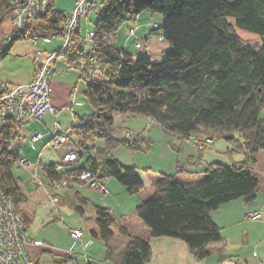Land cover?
<instances>
[{"label":"trees","instance_id":"16d2710c","mask_svg":"<svg viewBox=\"0 0 264 264\" xmlns=\"http://www.w3.org/2000/svg\"><path fill=\"white\" fill-rule=\"evenodd\" d=\"M13 1L22 3L0 0V24L14 7ZM145 11L164 18L153 31L172 44L161 61L147 51L134 55L113 42L127 20ZM94 12L92 47L86 50L79 28L73 51L64 53L82 70L84 94L94 110L90 116H81L68 134L79 150L94 151L88 165L101 169L103 176L115 177L130 194L144 189L137 168L121 165L112 152L120 145L146 151L152 140L145 132L134 140L115 138L112 130L117 114L144 115L180 139L196 135L226 140V135H232L226 140L230 163H208L205 176L190 186L178 181L177 175L186 171L178 165L175 174L159 175L154 194L136 208L152 236L182 239L197 259H205L209 245L223 239L211 212L235 199L251 202L259 189L251 164L264 150V0H100ZM67 16L57 8L56 0H50L47 12L30 20L0 53V60L19 40L37 43L61 38ZM235 26L259 34L262 43L256 47L242 39ZM84 59L86 63L81 65ZM23 127V121L12 117L0 131V187L30 225L37 204L31 203L12 174V167L22 158ZM98 139L102 146L95 144ZM204 147L201 153L207 145ZM236 153L243 154L244 160L236 162ZM43 171L50 180L66 178L70 185L73 173L79 178L80 169L60 171L53 163ZM95 209L98 231L94 233L107 244L108 255L117 224L118 232L128 238L123 264L151 261L148 239L131 234L108 208ZM70 259L67 255L62 262Z\"/></svg>","mask_w":264,"mask_h":264},{"label":"crops","instance_id":"0c3cea01","mask_svg":"<svg viewBox=\"0 0 264 264\" xmlns=\"http://www.w3.org/2000/svg\"><path fill=\"white\" fill-rule=\"evenodd\" d=\"M76 5L77 0H75L73 8L68 10V13L64 12L66 14L73 12ZM163 20V16L157 17L153 13L149 14L142 12L136 18L130 19L131 23L127 25L126 29H123V26L119 29L117 35L113 38V42L134 54V48L137 46V41H140L142 44L141 47L145 44L146 51L150 54L160 52L159 54L163 55V52L170 48V43L165 42V39H161L160 42L156 35H151L152 31H154L153 24L156 23L161 26L163 24ZM131 30H134L133 34H131ZM80 35L81 37H85L82 34L81 29ZM50 40L51 39H40L37 43L34 40H30V43L28 44L15 43L9 54L0 60V82L8 81L15 84H25L31 82L36 76V65L34 62V53L36 49H40L44 52H51L60 50L63 45L62 43L57 47H52L50 46ZM39 42H42V45H40ZM59 56H57L53 61L50 85L51 103L55 108V111L47 113L41 120H37L34 123L32 122L33 124H31V126H24L21 131L23 143L24 141H27L31 145L32 149L27 155L21 156L26 157L31 161L32 159L35 160L32 161L33 165L30 166L34 168L33 183L36 175L42 178L46 183L50 184L54 182L50 180L45 173L42 174L43 168L53 163H55L56 166L60 165L63 157H65L69 152L72 150H79L75 144L68 140V138L64 142L55 143L56 137L69 133L74 125L79 124L77 117L80 119L81 116H90L94 111L92 110L93 108L89 110L88 107H85L81 97L78 96V88L81 85V80L79 79L85 80L82 78V70L73 62L69 61L65 55H62V58ZM9 58H14L16 61L29 64V69L25 73L18 75H15L14 72L3 71L2 65L6 63ZM96 76L99 77L100 75L97 74ZM84 82L85 85L82 88L83 94L86 88V81ZM73 91L75 92L74 99L71 97V92ZM80 110H82V112H80ZM149 122L150 118L144 115H124L122 118V124L119 125L116 130L118 131L120 128L130 129L131 131L136 132V134L145 132V134L151 138L152 144L146 151H133L123 145L124 148H128L131 152L124 153L123 151L117 152L116 150L112 152V155L120 162L121 165L137 168L144 183V188L146 187L145 177L149 180V184L151 186L150 190L148 189L146 192L145 190H142L138 194H131L132 196H137L135 210L139 204L148 200L154 194L156 181L158 180L159 175L163 173L175 174L177 172V166L182 165L185 167L186 171L180 173V176L177 179L180 182L185 181L189 182L188 184H191L197 182L202 178V176H204L203 171L208 163L221 162L220 159L212 160L213 158L221 157V151L215 152L212 150L208 152L210 153L209 155L206 152V149L209 148L211 143L206 144L208 147L203 151V153H201L200 150L202 149H200L196 143H194V145L190 143H183L182 139L178 137L177 139H180L181 141L176 145V149L180 151L178 153L173 147V142H170V137L173 136V134L168 133L162 126L150 125ZM35 133L41 134L43 137L34 141L33 136ZM158 141L164 143V148L155 154L154 151L158 146H161ZM95 144L102 146L103 141L98 139ZM92 152L94 154V151ZM143 153L146 156L145 159L141 156ZM197 154L199 155L197 156ZM83 156L84 154L81 153L80 159L74 167L62 166L59 170L65 171L67 169H80L81 171V169L91 167L88 165L89 156H87L86 161L83 159ZM208 157L211 159H208ZM197 158H199L198 164L195 162ZM234 160L236 162H241L244 159H236L234 157ZM198 166L201 168L199 172H196L195 169H197ZM30 167H27L26 169ZM153 170L159 174L157 175L156 173L154 177H150L148 171ZM194 172L198 175L194 177L190 176ZM75 174L77 173H73L72 175L74 180L70 183L68 187L69 189L64 188L66 189L65 192H63L64 195L61 193L64 189L59 192L61 193L60 203L74 197L80 199L84 203H93L95 208L97 206L108 208L114 216L117 217L118 222L122 223L129 229L131 234L144 237L150 241L152 247V259L148 264H264V188H260V184L256 193V198L253 201L245 202L243 198L235 199L220 205L217 209L211 212L213 220L222 229L223 239L221 241L211 243L209 245V256L205 259L199 260L195 257L190 247L184 240L168 236H152L151 229L139 216H134L136 224L135 227V224L132 226L131 221H128V213H118L115 211L114 207H108V205H105L104 199L102 198L103 196L109 195L107 182H110L112 177H108L106 182L108 192L103 194L90 187L80 178L74 177ZM116 183L117 185H120L118 184L119 181ZM112 186H114L113 182ZM82 188L85 191H88L87 197L83 196L81 190ZM36 189L39 192L40 199L43 200L46 197L48 198V196L44 194V191L38 187H36ZM96 191L101 193L103 196L100 198ZM120 191L122 193H128L126 187L120 188ZM41 195L43 196L41 197ZM31 198L32 197L30 196V199ZM36 204L38 207L39 202L36 201ZM80 209L83 210V207L81 206ZM255 212L261 213L260 219H251L250 216ZM115 225L116 227L113 228L116 231V235L110 243L112 249L110 255H108V246L104 241L105 245H103V250L100 255L92 254L87 256V258L81 259L77 256V253L72 250L59 259V264H123V257L126 251L128 238L125 235H121L118 232L119 225ZM76 229H80L82 231L83 236L81 239H83V229L81 227H77ZM96 231H98V225L96 228L92 229L93 236L98 238V236L94 233ZM119 235H121V237ZM34 240L39 241L37 239ZM91 243L92 240H87L84 244L82 242L86 248ZM116 247L118 250L117 258L113 256L116 251ZM45 251L53 254V251L51 250ZM67 255H70L71 259L68 262H62L63 257H66ZM35 257L36 256H34V258ZM36 259L38 263L43 264L41 263V259L37 257ZM54 260L56 261L55 258Z\"/></svg>","mask_w":264,"mask_h":264},{"label":"built area","instance_id":"2783aa9c","mask_svg":"<svg viewBox=\"0 0 264 264\" xmlns=\"http://www.w3.org/2000/svg\"><path fill=\"white\" fill-rule=\"evenodd\" d=\"M100 0H78V4L73 12L69 13L65 23V31L62 36L63 46L58 51L44 52L36 49L34 53V62L36 65L35 78L25 84H15L8 81L0 82V131L7 125L10 118L14 117L24 122V126L30 125L32 122L41 120L47 113L54 112L55 108L51 103V73L53 61L57 55L65 52L73 51V43L75 35L80 26V20L83 17H88L90 12L98 8ZM14 7L2 19L0 24V53L14 40V37L22 30L32 18L43 15L47 12L50 0H22V3L13 1ZM154 28H158V24H153ZM134 30H131V34ZM94 37L93 28L88 29L83 40L86 50L92 47ZM163 40L164 37L161 36ZM137 46L142 44L137 41ZM96 56H91L90 60H95ZM86 63V62H85ZM71 97L74 99L75 92H71ZM150 125H160L158 122L150 119ZM24 128V127H23ZM68 134L56 137L55 143L64 142L68 138ZM112 135L118 139L133 140L135 136L132 132L125 131L122 135L113 133ZM43 136L35 133L33 140L36 141ZM190 140L197 142L199 148L205 146L206 142L215 141L214 138L198 137L190 135ZM97 141V140H96ZM88 156H92V152H86ZM81 151L72 150L63 157L57 169L66 167H74L79 161ZM22 167H30L32 161L26 157L20 159ZM79 178L86 180L88 185L101 193L106 194L108 189L105 180L108 178L103 176L101 169L87 167L79 172ZM68 183L66 178L60 181H54L48 186L46 182L39 176H35L34 184L36 187L46 192L51 206L57 208L60 202V191ZM251 219L258 220L261 218V213L255 212ZM29 224L18 211L14 201L6 195L0 187V264H40L30 255L28 244L41 245L42 242L28 240ZM70 234L75 239H81L83 233L80 229H71Z\"/></svg>","mask_w":264,"mask_h":264},{"label":"rangeland","instance_id":"374dc122","mask_svg":"<svg viewBox=\"0 0 264 264\" xmlns=\"http://www.w3.org/2000/svg\"><path fill=\"white\" fill-rule=\"evenodd\" d=\"M227 1L234 3L238 0H227ZM74 2H75V0H56V6L58 9H61V10L65 11L66 13H68V10L73 8ZM77 4H78V2H77ZM76 6H75V8H76ZM145 12L149 13V14L153 13L151 11H145ZM153 14H155L157 17L163 16L160 13H153ZM95 16H96L95 12L92 11V12H90L88 17L81 18L79 28L81 29V32L84 36H86V31H88L87 29L92 28L93 21L95 20ZM154 21H156V20H154ZM229 21L234 24L233 18H229ZM130 23H131L130 19L127 20L125 22V24L123 25V29H126L127 25ZM235 29H236L238 35L242 39L248 41L249 43L255 45L256 47L262 43V38L259 34L241 29L237 26H235ZM76 35H75V37H76ZM151 35H156L158 40L159 41L161 40V36L158 34H155L153 31H152ZM62 36H61V38H58V37L51 38L50 46L57 47V46L61 45L63 43ZM165 42L170 43V47H172V44L170 41L165 40ZM17 43L28 44V43H30V39L19 40L16 42V44ZM39 43H40V45H42V42H39ZM142 43H144V42H142ZM143 45H144L143 47L135 46L134 55H141V54L146 53V46H145V44H143ZM159 53H156V54L151 53V56L153 57V59L155 61H161L163 59L162 54H159ZM59 55H57V56L62 58L63 57L62 55H64V53H61ZM85 60L86 59L81 61V65L83 63H85ZM28 69H29V64L16 61V59H14V58H9L6 61V63H4L2 65L3 71L14 72L15 75L23 74ZM79 80H81V85L78 88V96L81 97V100L84 102L85 107H88L89 110H91L92 107H91L90 103L88 102V100L86 99L84 94L82 93V88L85 85V82H84L85 80H83V79H79ZM80 112H82V110H80ZM123 116H124V114H117L116 115L112 132L113 133L115 132V133L120 134V135H122L125 131L132 132L136 138V136H137L136 132L131 131L130 129H121L120 128V129H118V131L116 130V128L122 124ZM77 119L79 120L78 117H77ZM33 123H31V124H33ZM31 124H30V126H31ZM149 124H150V122H149ZM177 138L178 137L176 135H173L170 137V142L171 141L173 142V147L175 149H176V145L179 144V142H181L180 139H177ZM68 140L71 143H73L69 138H68ZM182 141H183V143H187V144H189V143L193 144V145H194V143L197 144L196 141H194L192 139L190 140L188 138H182ZM158 142L161 144V146L157 147V149L154 151L155 154H157L158 152H160L164 148V146H163L164 143H162L160 141H158ZM212 142H214V143H212ZM212 142H206L205 143V145L211 143L209 145V148L206 149L207 150L206 152L208 153L212 150L215 152L221 151V157L213 158L212 160L220 159L221 162L229 163V158L225 154V151L228 148L229 143L224 139H218V140H215ZM197 146H198V144H197ZM204 148L205 147H202L200 149H204ZM30 150H32L31 145L27 141H24L23 147L21 150V155L22 156L27 155ZM115 150L117 152L123 151L124 153L125 152H131V150H129L128 148L127 149L124 148L123 145L118 146ZM80 151L82 154H84L83 159L86 161L88 153H86V151L82 150V149H80ZM176 151L178 153L180 152L178 149H176ZM209 154L210 153H208V155ZM198 155L199 154H197V156ZM141 156L144 159L146 158L144 153ZM234 157L236 159H244L245 158V156L241 153H236L234 155ZM208 159H211V158L208 157ZM32 161H35V160L32 159ZM195 162L198 164L199 158H197ZM189 166H191V165H189ZM251 166L253 168V173L259 179L260 188H264V150H260L258 152L257 161L252 163ZM200 168L201 167L198 166L197 169H195V171L199 172ZM33 169H34L33 167H30L28 169H26L25 167H22L20 164V161L16 162L14 164V166L12 167V174L17 179L20 180V183H21L23 189L32 197L31 203L36 204V201L39 202L35 218H34L33 222L31 223L29 231H28V240H29V242H31V240L37 239V240L41 241L43 243V245L41 244L40 246H34L31 244H28L27 247H28V251L30 252L31 256L33 258H34V256H36L37 258L41 259V263H43V264H59V259H61L62 256H65L66 253H69L72 250L75 251L77 253V256L81 259L87 258V256L92 255V254H95V255L99 254L100 255V253H102L103 245H105V243H104V240L102 238H100V237H98L99 239L95 238L93 236V233H92V229L96 228V226H97L96 225L97 212H96L95 207H94L95 205L91 202L84 203L80 199L73 197L72 199L66 200L65 202H61V203L59 202L57 205V208L52 207L49 197L48 198L46 197L43 200L40 199L39 192L36 189L35 184L33 183ZM196 172L192 173V175H190V176H193V177L197 176L198 174ZM43 173L44 172L42 171V174ZM156 173H157V175L159 174L158 172H155L154 170L148 171V174L150 177H152V176L154 177L156 175ZM179 176H180V174L177 175V178H179ZM204 176H202V178ZM187 178H190V177H187ZM81 180L88 184V182H86V180H83V179H81ZM107 180H108V178L105 180V182H107ZM116 180L117 179L112 177L111 181L107 182V185L109 188V195L108 196H103L101 193H99L97 191L96 192L98 193V196H100V198L103 196L102 199H104V203H105V205H108V207H111V206L114 207L115 211H117L118 213H120V212L128 213L127 219H128V221H131L132 226H133L135 224L134 216H138L137 212L135 210V203L137 202V196L136 195L132 196L129 193H122L120 191V188H125V187L120 182L118 183L120 185H117L116 182H118V181H116ZM112 182H113L114 186H112ZM145 182H146V187L143 190H145V192H146L148 189L150 190L151 186L149 184V180L146 179V177H145ZM197 182H195V183H197ZM181 183L182 184L185 183L184 185H186V186H190V185L195 184V183L188 184L189 182H185V181H183ZM46 184H47V186L49 185V183H46ZM118 186H120V187H118ZM64 187L67 189L69 187V183H67ZM66 189H64L61 192L62 195H64L63 192H65ZM81 190H82L83 196L87 197L88 191H85L83 188ZM95 190H97V189H95ZM61 193H60V196H61ZM44 194L48 196L50 194V192L49 193L46 192ZM42 196L43 195H41V197ZM81 206L83 207V210L80 209ZM118 215H120V214H118ZM134 226L136 227V224ZM77 227H81L83 229V231H84V238L83 239H78V240L76 239L75 240L71 236L70 230L76 229ZM113 227L115 228L116 225H114ZM119 236L121 237V235H119ZM87 240H92V243L86 248V247H84L83 244ZM82 242H83V244H82ZM45 250H51V251H53L52 252L53 254H51V252H48ZM117 253H118V250L116 247V251L113 255V256H115V258H117ZM36 257L34 258L35 261H37ZM54 258L56 259V261L54 260ZM65 264H67V263H65ZM103 264H105V263H103Z\"/></svg>","mask_w":264,"mask_h":264},{"label":"water","instance_id":"95a60500","mask_svg":"<svg viewBox=\"0 0 264 264\" xmlns=\"http://www.w3.org/2000/svg\"><path fill=\"white\" fill-rule=\"evenodd\" d=\"M232 137V135H226L225 136V139L227 140V139H229V138H231Z\"/></svg>","mask_w":264,"mask_h":264}]
</instances>
